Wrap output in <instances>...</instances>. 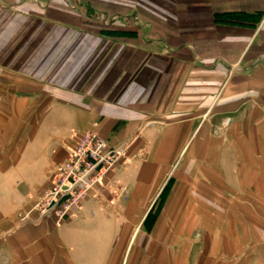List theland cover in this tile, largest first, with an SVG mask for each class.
<instances>
[{
  "label": "crops",
  "instance_id": "1",
  "mask_svg": "<svg viewBox=\"0 0 264 264\" xmlns=\"http://www.w3.org/2000/svg\"><path fill=\"white\" fill-rule=\"evenodd\" d=\"M119 167L16 224L82 133ZM0 264H264V0H0Z\"/></svg>",
  "mask_w": 264,
  "mask_h": 264
},
{
  "label": "built area",
  "instance_id": "2",
  "mask_svg": "<svg viewBox=\"0 0 264 264\" xmlns=\"http://www.w3.org/2000/svg\"><path fill=\"white\" fill-rule=\"evenodd\" d=\"M96 128L93 124L82 133L65 162L51 175L49 187L31 198L30 210L19 214L24 218L23 225L53 218L60 226L73 218L92 195H103L104 183L119 167L124 148L112 149Z\"/></svg>",
  "mask_w": 264,
  "mask_h": 264
},
{
  "label": "rangeland",
  "instance_id": "3",
  "mask_svg": "<svg viewBox=\"0 0 264 264\" xmlns=\"http://www.w3.org/2000/svg\"><path fill=\"white\" fill-rule=\"evenodd\" d=\"M29 202H31V198L29 199ZM30 205H31L30 203L29 204L26 203V206L24 208H22V206H17L16 207V209L18 210L16 212V224H18V225H23L24 224V218H22V217L20 218L19 214L29 211L30 210ZM32 215H33L32 216L33 218H36L37 217L34 214H32ZM0 222H1V220H0ZM42 222H43V220L40 223H38V224H41Z\"/></svg>",
  "mask_w": 264,
  "mask_h": 264
}]
</instances>
